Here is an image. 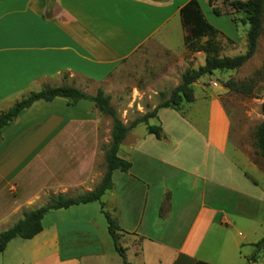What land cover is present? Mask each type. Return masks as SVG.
<instances>
[{"label":"crops","instance_id":"1","mask_svg":"<svg viewBox=\"0 0 264 264\" xmlns=\"http://www.w3.org/2000/svg\"><path fill=\"white\" fill-rule=\"evenodd\" d=\"M190 1L0 0V113L47 86L90 82L111 95L108 82L131 70L160 80L161 91L175 89L207 56L187 41L181 11ZM197 1L201 9L209 3ZM228 93L221 85L195 89L184 115L162 108L150 120L162 126L161 139L150 134L138 153L133 144L123 155L120 149L132 168L113 173L114 188L102 202L125 232L120 245L129 264L224 263L229 254L218 251L230 233L241 254L248 249L242 255L248 264L262 260L264 253L254 256L262 238L255 224L243 228L242 220L259 219L264 168L232 131ZM101 120L93 102L69 105L57 98L34 103L0 133V224L12 227L23 218L21 210L39 208L35 201L46 204L49 195L74 196L100 184L106 172L99 160ZM154 140L166 144L160 148L173 160L148 151ZM166 161L171 170L159 168ZM42 225L33 239L21 238L16 264H124L98 202L52 211Z\"/></svg>","mask_w":264,"mask_h":264},{"label":"trees","instance_id":"2","mask_svg":"<svg viewBox=\"0 0 264 264\" xmlns=\"http://www.w3.org/2000/svg\"><path fill=\"white\" fill-rule=\"evenodd\" d=\"M214 0H209V4L217 16L223 15L215 6ZM230 6L235 13H244L246 21L250 28L246 37V52L239 56L221 57L218 54H212L217 51L213 43L204 46L202 44L205 38L210 40L217 37L219 31L212 26L206 19L200 4L197 0L190 1L182 8V19L187 31V41L192 48L197 51H206L205 65L198 69L189 68L183 75L181 83L173 89L169 99L164 100L156 106L155 109L145 113L143 116L135 119L130 124H125L118 115V112L111 102V96L107 95L104 89L99 88L95 94H89L73 85H63L60 87H44L40 91L30 94L17 101L9 110L0 113V133L15 122L17 118L32 105L38 101L51 102L57 98L66 99L69 105H75L80 101L93 102L97 110L104 116H108L113 121L111 130V141L105 151L106 172L100 184L91 192H85L75 197L65 194L49 195L48 201L43 206L25 211L23 218L15 225L0 233V254L6 250L9 243L16 239H33L43 230L42 220L44 217L56 210L68 209L73 206L98 202L101 204L102 213L108 222V231L114 242L117 253L122 257L124 264H129L126 257V249L120 245V238L125 233L120 227L116 218L106 210L102 202L103 196L114 188L113 173L117 170L129 172L132 163L119 156L122 144L129 133L140 124L147 126V132L161 139L163 129L161 125H150V120L157 118L158 111L162 108H172L184 115L183 105L195 101L194 84L206 75H212L215 72H233L243 67L257 52L260 37L264 32V0H229ZM236 22L237 20L234 19ZM213 41V40H212ZM225 87L235 93L249 95L245 85L229 80ZM262 115L264 118V102L262 104ZM256 153L264 157V119L257 127L255 136ZM254 256L264 253V237L255 245ZM199 264H206L200 262Z\"/></svg>","mask_w":264,"mask_h":264},{"label":"rangeland","instance_id":"3","mask_svg":"<svg viewBox=\"0 0 264 264\" xmlns=\"http://www.w3.org/2000/svg\"><path fill=\"white\" fill-rule=\"evenodd\" d=\"M213 3L214 6L221 13H223V15L217 16L216 14H214L209 3L202 5V9L207 21L219 31V34H217V37L212 39L213 41L208 37L205 38L202 44L206 46L209 43H213L215 46H218V52H214L212 54H234V56L244 54L247 48V32L250 28L249 23L246 21L245 14L235 13L233 8L229 4V0H214ZM234 19H236L237 21L235 22ZM234 43L235 46L233 45ZM203 53L205 54L207 52L203 51ZM219 73L217 72L215 74V77L211 78V80H207L205 82H199L198 80L194 84V89L200 90L204 87H214L217 85H221L225 89H227L225 87V83L229 80H232L239 85H245L249 95L235 93L227 89L229 93L224 99V103L228 108L230 117L234 125L232 131L236 133L241 139L243 138V141H245V148L248 150L246 151V154H249L252 161L264 168V157L255 155L253 150L255 148L254 144L257 127L264 119L261 109L264 102V32L260 37L257 52L252 59H250L243 67H241L237 71ZM216 82H218L219 84ZM160 84L161 81L157 80L155 77H149L147 74H143L140 71L136 72L134 70L120 73L118 76H115L108 82L107 86L111 89V102L116 108L119 117L125 124H130L135 119L143 116L145 113L152 111L154 107L162 103L164 100L170 98L173 89L164 87V90L161 91L159 90L162 89V87H160ZM157 87H159V89ZM80 89L93 95L98 90V87L93 83L86 82ZM101 116V156L99 160L101 166L105 168L106 162L104 148L107 147L111 141L113 121L108 116H104L102 114ZM150 124L156 125L155 120H152ZM149 137L150 134H148L146 130V125L140 124L131 131V136L127 140L128 143L122 144L121 149L123 147V151L121 150L120 154L123 155V153H126L128 144H133L132 146L134 149V153L140 152V142L144 139L146 140ZM155 141L156 140H154L153 142H149V144L147 145L148 151L151 154L158 156L159 158H164L165 160H173V157L170 153H168L167 150L163 151L160 148V146H162L163 148V146L166 144H158ZM230 153H232V151H230ZM200 159L201 158L199 157H196L194 159V163L196 166H199L201 164ZM165 163L167 165L164 166L159 163V168H164V170H171V166H173V164L168 163L167 161ZM215 166L216 165L213 163L209 165L210 168H213ZM191 168L194 167L191 166ZM259 178H261L262 183H264V177L262 176ZM79 194L82 193H76L73 197ZM26 198L27 197H22V202L26 203ZM229 198L230 200L233 199L231 197V192L229 193ZM47 201L48 196L46 197V203ZM43 204L44 203H42V201H35L34 208L40 207ZM25 211L31 210L24 208L23 210H21V213L24 214ZM231 218L238 219V217L235 216H232ZM257 218L258 217H255V221H251L252 219L242 220V223H244L242 227H247V224H255V228L257 229V232H255V236L256 234H258L261 239L264 237V207H262L260 210L259 219ZM9 226L11 225L0 224V233L10 228ZM245 232L248 234L247 229H245ZM229 236L230 237L227 239L224 250L220 249L218 251V255L221 252H226L229 254V257L224 263L219 261L217 262L220 264H248V261H245L242 257L243 254L249 252L248 249H241V254L239 250L234 246V241L232 240L231 233L229 234ZM249 236H251V234ZM22 242L23 240L21 238H17L10 245L8 252L6 254L0 255V264H16L19 258L18 247L22 245ZM259 264H264V256Z\"/></svg>","mask_w":264,"mask_h":264}]
</instances>
